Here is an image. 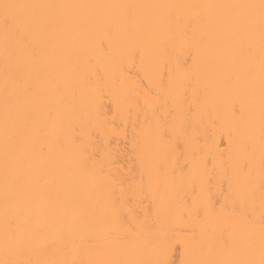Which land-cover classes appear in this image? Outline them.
I'll use <instances>...</instances> for the list:
<instances>
[{
    "label": "bare ground",
    "instance_id": "bare-ground-1",
    "mask_svg": "<svg viewBox=\"0 0 264 264\" xmlns=\"http://www.w3.org/2000/svg\"><path fill=\"white\" fill-rule=\"evenodd\" d=\"M264 262V0H0V264Z\"/></svg>",
    "mask_w": 264,
    "mask_h": 264
},
{
    "label": "snow or ice",
    "instance_id": "snow-or-ice-1",
    "mask_svg": "<svg viewBox=\"0 0 264 264\" xmlns=\"http://www.w3.org/2000/svg\"><path fill=\"white\" fill-rule=\"evenodd\" d=\"M161 264H167V262L162 261ZM262 264H264V262H262Z\"/></svg>",
    "mask_w": 264,
    "mask_h": 264
}]
</instances>
